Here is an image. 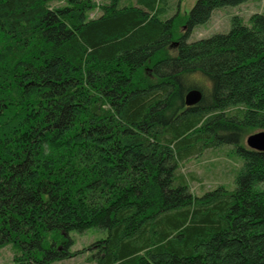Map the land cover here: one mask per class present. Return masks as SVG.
Instances as JSON below:
<instances>
[{"label": "trees", "instance_id": "1", "mask_svg": "<svg viewBox=\"0 0 264 264\" xmlns=\"http://www.w3.org/2000/svg\"><path fill=\"white\" fill-rule=\"evenodd\" d=\"M0 0V248L12 264H264V12L192 42L196 0ZM181 0H178V3ZM184 25L177 36L176 28ZM173 47V52H171ZM191 89L201 91L185 104ZM232 145L234 188L190 191L179 163ZM107 234L71 251L70 232Z\"/></svg>", "mask_w": 264, "mask_h": 264}, {"label": "rangeland", "instance_id": "2", "mask_svg": "<svg viewBox=\"0 0 264 264\" xmlns=\"http://www.w3.org/2000/svg\"><path fill=\"white\" fill-rule=\"evenodd\" d=\"M95 7L88 10V17H97L102 11L100 6L109 0H91ZM135 2V0H129ZM196 0H167L168 9L162 18H169L179 11L181 17H186ZM67 0H51V6H61ZM264 12V0H247L238 5H227L213 10L211 18L204 24L196 26L187 41L192 42L200 38L208 37L218 32H227L230 28L232 16H239L244 22L254 13ZM175 34L177 36L184 32V25L179 23ZM173 52V47L170 48ZM254 133V132H253ZM251 134V133H250ZM249 135V134H248ZM244 138V143L246 144ZM242 158L238 156L232 145L224 144L219 147L205 149L201 154L189 157L179 163L177 174L183 176L190 191L195 195H201L207 190L223 185L232 190L235 186L234 177ZM105 229L91 227L83 232L72 231L70 237L73 239L71 251L88 248L96 240L105 237ZM16 248L8 244L0 248V264H12ZM93 250H87L71 258L54 261L51 264H95L89 259Z\"/></svg>", "mask_w": 264, "mask_h": 264}, {"label": "water", "instance_id": "3", "mask_svg": "<svg viewBox=\"0 0 264 264\" xmlns=\"http://www.w3.org/2000/svg\"><path fill=\"white\" fill-rule=\"evenodd\" d=\"M201 91L191 89L185 95V104L191 106L199 102L201 99ZM246 145L254 150L264 151V130L256 131L246 137Z\"/></svg>", "mask_w": 264, "mask_h": 264}]
</instances>
